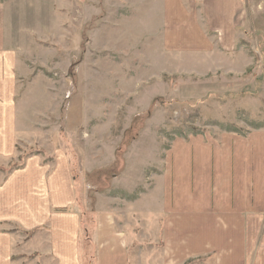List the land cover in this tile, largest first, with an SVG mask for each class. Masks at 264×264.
I'll list each match as a JSON object with an SVG mask.
<instances>
[{
	"label": "rangeland",
	"instance_id": "1",
	"mask_svg": "<svg viewBox=\"0 0 264 264\" xmlns=\"http://www.w3.org/2000/svg\"><path fill=\"white\" fill-rule=\"evenodd\" d=\"M162 5L0 0V20L19 60L24 129L16 157L0 170L21 168L31 155L69 156L84 264L100 261L96 209L126 229L128 264H166L164 217L147 204L168 156L192 138L264 127V0H245L247 28L239 36L217 34L195 13V2L192 27H172L180 18L164 17ZM185 264L213 263L208 256Z\"/></svg>",
	"mask_w": 264,
	"mask_h": 264
},
{
	"label": "crops",
	"instance_id": "2",
	"mask_svg": "<svg viewBox=\"0 0 264 264\" xmlns=\"http://www.w3.org/2000/svg\"><path fill=\"white\" fill-rule=\"evenodd\" d=\"M160 2L164 17L180 18L172 27H192L195 2V13L217 34H246L245 0ZM18 66L12 32L0 20L1 168L13 162L24 134ZM236 133L192 138L166 157L168 170L155 181L147 204L148 212L152 208L164 217L166 264L208 256L213 264H264V127ZM4 173L0 170V264H84L78 180L69 156L31 155L21 168ZM189 206L195 207L192 219ZM95 227L99 264H128L126 229L114 214L96 209Z\"/></svg>",
	"mask_w": 264,
	"mask_h": 264
},
{
	"label": "trees",
	"instance_id": "3",
	"mask_svg": "<svg viewBox=\"0 0 264 264\" xmlns=\"http://www.w3.org/2000/svg\"><path fill=\"white\" fill-rule=\"evenodd\" d=\"M228 130H229V132H238V131H234L235 128H229ZM238 133H240V132H238ZM247 133H248V132H246L245 134H242V135H246ZM240 134H241V133H240ZM196 135H197V134H196ZM23 165H24V163H23ZM23 165H22V166H23ZM10 170H12V168H10ZM10 170H9V171H10ZM190 261H191V260H190ZM188 262H189V261H188ZM188 262H186V263H188Z\"/></svg>",
	"mask_w": 264,
	"mask_h": 264
}]
</instances>
